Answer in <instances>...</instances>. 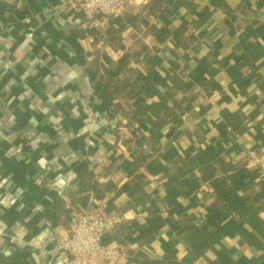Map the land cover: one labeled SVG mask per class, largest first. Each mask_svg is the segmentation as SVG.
<instances>
[{
    "label": "crops",
    "instance_id": "0c3cea01",
    "mask_svg": "<svg viewBox=\"0 0 264 264\" xmlns=\"http://www.w3.org/2000/svg\"><path fill=\"white\" fill-rule=\"evenodd\" d=\"M81 1L0 0V264H264V0Z\"/></svg>",
    "mask_w": 264,
    "mask_h": 264
},
{
    "label": "built area",
    "instance_id": "2783aa9c",
    "mask_svg": "<svg viewBox=\"0 0 264 264\" xmlns=\"http://www.w3.org/2000/svg\"><path fill=\"white\" fill-rule=\"evenodd\" d=\"M130 0H82L79 9L90 16L119 17ZM99 26V24H96ZM248 160L256 165L264 179V153H248ZM120 224L104 214L103 205L91 200L87 209L74 212L68 234L59 242V248L80 263L108 261L112 252L102 242L105 235L116 232Z\"/></svg>",
    "mask_w": 264,
    "mask_h": 264
},
{
    "label": "trees",
    "instance_id": "16d2710c",
    "mask_svg": "<svg viewBox=\"0 0 264 264\" xmlns=\"http://www.w3.org/2000/svg\"><path fill=\"white\" fill-rule=\"evenodd\" d=\"M117 230L120 233V235H121V233L125 235L124 242L127 243V242L132 241V234L134 232V228L131 225L125 226V227L124 226H122V227L118 226Z\"/></svg>",
    "mask_w": 264,
    "mask_h": 264
}]
</instances>
